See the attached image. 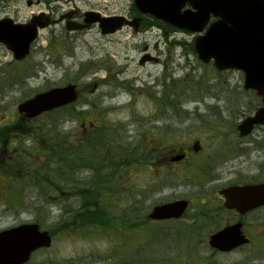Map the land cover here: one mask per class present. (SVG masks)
<instances>
[{
  "label": "rangeland",
  "instance_id": "obj_1",
  "mask_svg": "<svg viewBox=\"0 0 264 264\" xmlns=\"http://www.w3.org/2000/svg\"><path fill=\"white\" fill-rule=\"evenodd\" d=\"M135 9L134 0H0V18L9 15L25 22L44 12L54 19L39 30L22 63L14 62L13 52L0 43V120L18 112V104L35 93L74 82L80 92L77 103L36 119L35 130L27 132L32 135L28 148L38 155L33 159L42 158L37 148L50 147L42 134L48 136V128L55 126L71 145H85L93 137L98 159H109L113 151L123 159L125 149L153 138L200 137L205 119V143L218 145L225 157V167L216 168L224 172L222 180L243 181L264 174V126L243 138L236 132V125L261 106V98L244 88L242 71H218L212 61L203 63L192 49L196 34L164 23L154 25L148 15L139 31L127 25L103 34L97 24L70 30L63 16L96 10L133 19ZM147 48L159 60L140 64ZM193 109L197 115L189 114ZM164 121L169 124L168 137L153 126ZM55 166L49 159L45 179L37 174L42 166L33 168L32 159H0V182L11 188L0 198V230L38 221L54 236L53 245L37 251L30 264H264V225L249 228L253 242L247 246L227 253L212 250L205 237L221 227L196 224L193 215L203 207L198 189L185 218L172 226L150 224L152 207L173 195L170 188L159 193L153 184L143 186L153 175V164L147 165L146 177L140 172L138 181H133L136 187H131L130 195L121 191V185L106 199L98 190L86 192V206L95 220L84 223L82 218L90 219L89 214H75L83 203L80 187L59 189ZM91 173L82 170L77 179L91 180ZM205 202L208 206V199ZM104 204L110 210L105 211Z\"/></svg>",
  "mask_w": 264,
  "mask_h": 264
},
{
  "label": "water",
  "instance_id": "obj_2",
  "mask_svg": "<svg viewBox=\"0 0 264 264\" xmlns=\"http://www.w3.org/2000/svg\"><path fill=\"white\" fill-rule=\"evenodd\" d=\"M143 13L190 31L203 32L195 38V51L199 57L219 70L242 69L245 72V88L264 93V0H134ZM186 4L190 6L184 9ZM34 16L29 23H14L7 17L0 20V42H4L22 59L30 52L31 43L38 36V26L45 27L47 16ZM216 19L210 23L211 18ZM139 18L130 21L124 16L105 17L96 11L85 12L84 23H68V28H86L99 22L102 33H113L124 24L139 27ZM151 56L141 59L144 63ZM78 97L75 84L55 87L36 94L19 105L21 112L30 117L43 111L74 102ZM256 122H264V109L257 117L246 119L239 129L241 134L249 133ZM227 205L242 212L264 203V184L233 186L226 191ZM187 206L186 201L156 206L150 216L154 219L179 217ZM229 227L214 234L211 244L228 250L242 240ZM52 236L48 230H41L38 223H24L0 232V264H21L40 247H49Z\"/></svg>",
  "mask_w": 264,
  "mask_h": 264
},
{
  "label": "flooded vegetation",
  "instance_id": "obj_3",
  "mask_svg": "<svg viewBox=\"0 0 264 264\" xmlns=\"http://www.w3.org/2000/svg\"><path fill=\"white\" fill-rule=\"evenodd\" d=\"M69 14L73 16L72 13ZM75 18L82 20V14ZM198 112L197 109H193L189 114L197 115ZM203 114H205V109ZM37 118H30L19 111H12L3 115L0 120V159H24L23 154L29 153L28 147L30 146L28 141L32 138V135L28 137L26 134L28 131L32 132V123ZM263 126L257 125L256 127ZM155 127L160 134L168 137L167 128L169 124L166 121L163 124L156 123ZM199 130L201 131V136L195 139L189 138L178 141L174 137H169V139L153 138L146 143L144 142L139 148L138 159H129L128 157V159H114V161L113 159H108L109 162L91 161L89 166H85L84 169L92 172V177L96 174L97 166L106 169L109 176H112L108 192L110 194L116 192L117 187L121 185L123 187L121 191H127L128 195H130L131 187H136V185H133V181H138L140 172L146 177L147 165L151 166L153 164L151 166L154 170L151 172L153 175L150 176L149 180H144L143 186L153 184L159 193H162L161 190L164 188L173 190V195L163 197L158 204L182 199L189 201L188 208L182 217L179 218L183 219L186 217L193 200L194 189H198L197 193L202 199L201 204L203 207L199 209L197 214L193 215L196 224H205L206 226L207 223H210L218 225L221 227L219 229H222L227 225L240 222L243 225L242 232L250 239L249 243H252L253 237L249 228L251 226L264 225V204L241 215L237 209L227 207L224 191L232 185L262 183L264 182V174L261 173L255 178H244L243 181H241L242 179L238 180L241 182H225L222 180L224 172L217 171L216 168L225 167V157L222 151L219 150L220 147L218 145L215 147L213 142L205 143V119ZM19 131L25 133L21 134ZM19 154L21 155L20 157H18ZM80 158L81 152L79 149L74 150L72 157L64 154L60 158V170L64 181L62 183L63 188L66 187L65 175L69 171L74 174V185L76 186L77 175L83 170V159ZM39 160H41L40 164L38 163ZM48 161L49 159H32L33 168L42 166V171L45 172L48 169ZM70 161L73 162L72 165ZM213 161L214 164H212ZM45 187L47 188V186ZM5 190L8 191L5 192ZM10 190V185L6 184V186L3 185L2 187V182H0V198L4 192L8 194ZM205 199H208V206H205ZM130 207L127 206V209ZM179 219L152 220V222L158 224L175 223ZM213 233L206 235L205 240L207 242ZM212 250L220 252L217 249Z\"/></svg>",
  "mask_w": 264,
  "mask_h": 264
},
{
  "label": "trees",
  "instance_id": "obj_4",
  "mask_svg": "<svg viewBox=\"0 0 264 264\" xmlns=\"http://www.w3.org/2000/svg\"><path fill=\"white\" fill-rule=\"evenodd\" d=\"M137 14H139V13H137ZM153 22L155 23V24H157V25H161L162 26V22H159L158 20H155V19H153ZM167 27L168 28H172L173 29V27H171V26H169V25H167ZM73 106V104L72 105H69V106H64L63 108H60V109H56V110H65L66 108H71ZM56 110L55 111H53V112H56ZM53 112H51V113H53ZM50 113V114H51ZM53 126L54 125H56V124H52ZM54 129V130H53ZM97 132H99V137L101 138L102 137V135H101V133H100V130H97ZM48 133H49V135H48V138H49V144H50V147L47 149V151H43V153H42V151H41V153H42V156H44V157H48V159H50L51 160V162H55V163H57V165H59V163H60V156H61V153L63 152V154H62V156L64 155V153H65V151L67 152V153H65V156H68V155H73V152H69L70 150H72V146H74V145H71V143H70V141H69V139L66 137V136H60V133H59V131L57 130V127L55 126V127H51L50 129L48 128ZM45 134V133H44ZM95 137H96V135H94ZM43 137V136H42ZM98 136H97V138H99ZM44 138V137H43ZM64 138L68 143H66V142H64L62 139ZM94 145H95V143H94V138L92 137V139H89L88 141H87V143L85 144V145H83V144H79L78 145V147L81 149V151H82V155H84V154H86L85 152H88V151H90L93 147H94ZM42 149V148H41ZM108 150H111V148H108ZM93 151V150H92ZM113 153V157H118V155H116V153L113 151L112 152ZM93 154V152L91 153V155ZM93 155H95V154H93ZM92 155V156H93ZM61 156V157H62ZM70 164L72 165L73 164V162L72 161H70ZM61 165V164H60ZM67 173V175H66V179H68V180H70V176L72 175V172L71 171H69V172H66ZM107 178V177H106ZM105 178V179H106ZM57 183H58V179H57ZM71 183H72V181H71ZM103 185V184H102ZM104 186V185H103ZM104 188L105 189H108L107 187H105L104 186ZM104 190V189H103ZM101 194H102V196L106 199V194H104V192H102L101 191ZM80 196H83V203L80 205V207L82 208H80V209H78V210H75V214H81V215H86V214H89V218L90 219H87V218H85V217H83L82 218V223H84V222H88V221H92V220H95V216L94 215H91V212L92 211H89V207H87L86 206V199H87V195H86V193H83V194H81ZM88 199H89V197H88ZM89 203H91V202H89ZM83 205V206H82Z\"/></svg>",
  "mask_w": 264,
  "mask_h": 264
}]
</instances>
